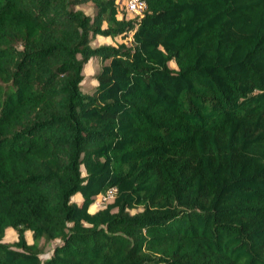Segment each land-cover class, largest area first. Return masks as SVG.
I'll return each mask as SVG.
<instances>
[{"label":"trees","instance_id":"1","mask_svg":"<svg viewBox=\"0 0 264 264\" xmlns=\"http://www.w3.org/2000/svg\"><path fill=\"white\" fill-rule=\"evenodd\" d=\"M116 1L0 0V264H264V0Z\"/></svg>","mask_w":264,"mask_h":264},{"label":"rangeland","instance_id":"2","mask_svg":"<svg viewBox=\"0 0 264 264\" xmlns=\"http://www.w3.org/2000/svg\"><path fill=\"white\" fill-rule=\"evenodd\" d=\"M116 2H117L118 9H119V14H123L126 17L131 18L130 15L126 14V12L124 10L125 0H117ZM77 9L82 10L84 13H86L88 15H91L92 11H93V7L90 3L81 4V5L77 6ZM122 42H123V40L121 39L120 36H116L114 38L103 37V36H94L92 41L90 42L89 46L92 48H95L98 46H103V45L116 46L117 44L122 43ZM123 43H125L127 45L128 41L126 40ZM100 66H101V61L97 57H90L83 64V68H82L83 81L81 83V91L84 94H89V92L91 91L93 86L96 84L95 80L93 79V75L100 68ZM169 66L171 68H173L172 64H169ZM78 198L79 197L75 195L73 199L77 201ZM93 206L94 207L91 208L92 209L91 211L96 210L98 208H101L102 204L94 202ZM19 233H21V235L23 236V239H24L26 244H28V245L31 244L32 235L28 230L24 229L23 227H20L19 230L7 229L3 235L2 241L5 243L15 242L18 238ZM57 243H58V241H56V240H54V241L40 240L37 242L38 249H39V258H40L42 264H43V261L50 256L52 247Z\"/></svg>","mask_w":264,"mask_h":264},{"label":"built area","instance_id":"3","mask_svg":"<svg viewBox=\"0 0 264 264\" xmlns=\"http://www.w3.org/2000/svg\"><path fill=\"white\" fill-rule=\"evenodd\" d=\"M144 9V0H125L124 2V10L130 17L140 16ZM114 193L115 189L109 188L102 195L97 196L94 202L104 205L113 198Z\"/></svg>","mask_w":264,"mask_h":264},{"label":"crops","instance_id":"4","mask_svg":"<svg viewBox=\"0 0 264 264\" xmlns=\"http://www.w3.org/2000/svg\"><path fill=\"white\" fill-rule=\"evenodd\" d=\"M77 196V195H76Z\"/></svg>","mask_w":264,"mask_h":264}]
</instances>
